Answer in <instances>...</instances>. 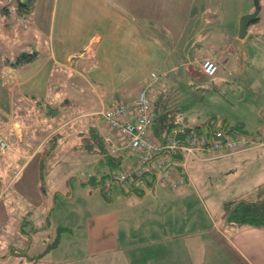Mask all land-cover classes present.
Masks as SVG:
<instances>
[{"label":"rangeland","instance_id":"374dc122","mask_svg":"<svg viewBox=\"0 0 264 264\" xmlns=\"http://www.w3.org/2000/svg\"><path fill=\"white\" fill-rule=\"evenodd\" d=\"M31 1L24 0L33 9ZM17 2L18 0H0V103L3 99L10 105L12 97L20 88L17 85L18 79L30 77L29 74L36 69L40 71L39 79L31 81L28 85L30 89L36 91L38 99L41 100L40 98L45 97L49 91L53 94L56 91L61 100L54 104H61L62 109L64 106L62 99L69 98L70 105L67 112L50 110L52 116L49 119L45 118L46 120L44 116L41 117L38 108L33 106L34 119L37 114L44 124L36 119L39 128L38 130L35 128V135L32 133V136L29 134L31 129L25 126V142L17 141L20 137H17L16 129L10 126L11 123H4V119L9 114L1 113L0 132L5 133L13 129L10 131L11 140L16 142L13 145L8 140L12 147L7 152H11L14 148L26 152L29 145H35L34 138L37 136V141L41 142L42 138H46L44 140L46 141L50 129L56 126L55 119L63 121L67 116L95 109L97 106L101 107L102 98L108 103L112 97H117L114 95L120 94L126 101H130L135 91L147 84L151 71H154L159 77L154 84L158 90L151 96L155 99L157 94L162 93L161 88L165 89L162 94L169 111L168 119L174 117L177 124L183 125L203 124L202 130L207 131L206 122L209 119L226 118L229 128L243 122V129L248 134L262 139L261 143L251 145L243 151L219 153L197 150L195 154L190 155L191 162L196 164V168L191 170L189 166L188 173L205 199L204 202L203 198L190 199V197V200L188 199L190 203L185 202L180 205L186 217L194 221L191 223L196 226L199 222L203 226L208 223L205 203L212 212L218 210V216L226 199L229 201L241 197L257 198L262 195L257 194L260 188H256L255 184L260 182L264 188V0H261L259 19L253 24L251 32L243 37V42L239 38L240 19L244 14L255 9L254 0H194L193 13H180L178 17L173 15L167 19L154 17L156 15L149 19V14L139 17L138 23L134 24L135 33H148L149 36V21L152 19L153 32L163 34L165 43L162 46L158 45L160 52L155 54L154 62L150 67L149 54H144V51L132 57L125 67L131 64L130 72L136 62L139 67L134 68L136 70L130 74L132 76L125 77H102L97 71L99 60H84L78 57L79 54H75L76 58L73 59L77 68L65 64L55 65L54 62L47 63L50 44L35 39L27 25H21L14 19L16 18L14 5ZM37 2L44 23L56 20L57 24L59 13H53L51 1L36 0ZM5 5L9 6L11 14L2 13ZM87 19L81 22V26L77 29L83 39L104 29L105 20L101 14H87ZM76 28V25L73 26L74 30ZM122 29L124 30L125 27L119 26L116 31L113 30V37H118L115 39L117 44H120ZM67 31H73L71 26ZM195 34L202 36L196 45L192 41L189 42L190 37ZM103 41L105 42L106 39L104 38ZM188 42L190 44L186 53L188 57L196 59L191 62L192 68L196 71L194 76L186 72L182 54L170 53V56L165 51V47L168 49L170 46L171 50L176 44L178 47L175 50L180 52L185 45L187 47ZM71 48L72 46H69L68 50ZM26 50L37 51L38 56L32 61L18 63L17 72L13 69L6 71V59L9 56L13 58ZM76 53L80 51L77 50ZM208 53L222 54L219 76L204 75L201 71V75H198L202 60L198 57ZM167 57L171 65L180 68L179 74H173L171 71L170 75L165 77L163 65ZM3 91L5 94L2 98ZM14 101L16 102V96ZM15 105L16 103L11 120H15L16 114L21 112L22 124L27 123V118L22 116V109H16ZM29 107L30 104H26L24 108ZM43 144L39 151L37 150L40 153L34 161L22 171L21 175L17 174L11 183L9 181L13 176L10 172L19 167L17 157H7L6 161L3 160L6 157H0V264H149L148 210L152 208L149 206V201L154 200V196L148 194L138 199L136 190L134 191L128 184L121 186L117 181L113 186H104L102 179L112 183L113 178L122 170V165L102 161V157H97L88 150H78L72 155L66 153L70 150L55 151V147L57 149L61 145L56 144L51 147V144H48L45 147ZM49 152H55V155L52 156ZM121 152L123 159H127L130 154L133 155L137 151L123 147ZM5 153L0 152V154ZM61 153L63 154L60 156ZM4 167L6 172L3 171ZM34 171L41 187H44L42 191L44 192L46 188L45 193L48 194L36 198L29 210L18 214L20 210L17 201L11 197V194L16 192V184L28 185L33 179ZM91 172H96L97 176L91 180V183L85 182ZM137 191L141 192L140 189ZM54 194H56L55 199ZM159 200H164L166 203L168 201L166 197H159ZM176 201L174 196L169 198L171 205ZM158 203L159 201H155L153 205L156 206ZM215 208L217 209L214 210ZM108 210L118 211L121 221L120 241L122 245L128 246L115 254L97 255L92 257V260L88 259V256L86 257L88 218ZM18 218L20 221L17 220ZM16 223L19 225L15 226ZM133 224H135V236L129 237L127 226ZM124 233L127 237L122 242ZM215 240L209 243L206 241L203 246L205 264L226 263L223 262L225 253L216 245L220 244L222 239ZM153 249L156 250V247L153 246ZM172 255H174L172 250L164 253L159 247V252L156 250L152 254L153 264H170L163 259ZM177 255L180 256L181 264H188L185 251ZM230 256L234 257L231 253Z\"/></svg>","mask_w":264,"mask_h":264},{"label":"crops","instance_id":"0c3cea01","mask_svg":"<svg viewBox=\"0 0 264 264\" xmlns=\"http://www.w3.org/2000/svg\"><path fill=\"white\" fill-rule=\"evenodd\" d=\"M52 3L51 10L54 12H58V20L56 24V20L52 22H45L43 19L42 11L39 8V2L36 3L32 1V7L29 12L20 14L18 9H15L16 18L21 25H27L32 30V36L35 39H38L41 42H46V44H50V54L47 59V63L54 62L57 64H65L72 67L77 68L76 63L73 59L76 58L75 54H79V58L81 59H89L90 61L93 59L99 60V67L97 71L98 74L103 76L111 77V76H132L131 73H134L135 70L139 67L136 62V69H132L131 72L129 69L132 67L131 64L127 66V62H129L132 57L136 54H149V67L153 64L155 59V54L160 52L158 49V45L162 46L165 43V37L163 34L159 35L156 32H153L152 26L154 24L149 21V36L144 33H135L134 24L138 23L139 17H145L149 14V19L154 17H160L163 19L170 18L171 16L178 17L180 13H193L195 9V5L193 6L194 0H50ZM18 2L14 5H16ZM101 14L102 18L105 20L104 29L99 30L97 33H94L87 38L83 39L81 35L78 34L77 29L81 26V22L87 19V14ZM169 13V14H168ZM11 14V13H9ZM70 14V16H68ZM153 15H156L153 17ZM80 24V25H79ZM77 26L76 30L73 29V26ZM58 26V28H57ZM72 28L73 31L68 32V27ZM79 26V27H78ZM125 27L122 31V36L120 37V44H117L116 40L118 37H113V30H117L118 27ZM184 27V26H182ZM129 28V29H128ZM251 28H249V31ZM138 31V27H137ZM133 32V34H132ZM135 33V35H134ZM138 34V35H137ZM70 35V39L68 36ZM134 35V37H132ZM201 34L194 35L190 37L189 42L192 41L193 44H197L199 40H201ZM104 38L106 41L104 42ZM113 38V39H112ZM240 41L243 42V38L240 37ZM187 47L179 48L180 52L175 50L178 47L176 44L173 46V49L170 50V46L168 49L165 47V51L167 54L170 53H178L182 54L184 57L183 64L186 72L188 71L190 76H194L196 71L192 68V63L194 62V58L188 57ZM168 46V44H166ZM165 45V46H166ZM72 48L68 50V47ZM80 51V53H76ZM34 52V51H30ZM220 53H208L200 56L198 58L204 59L206 56L217 57ZM137 55V56H138ZM17 56V55H16ZM15 56V57H16ZM171 56V55H170ZM15 57H11V59H7L5 61V69L8 71L9 69L15 70L17 72V66H12L10 64L11 60ZM182 57V58H183ZM138 58V57H136ZM220 59V55H219ZM201 60V61H202ZM192 62V63H191ZM141 65V64H139ZM222 66V62H221ZM54 67V66H53ZM165 72V77L170 75V72L174 74H179L180 68L177 65H171L169 63L168 57L165 60V64L163 65ZM42 69V68H41ZM36 70V69H35ZM32 71L29 76L25 78H19L17 81V85L20 87L18 93L14 94L16 96V102L14 101V96L11 99L10 105L7 103V100L0 103V115L3 112H7L9 116L4 119L5 122L11 123L10 126L16 129L17 137H20L17 141L25 142L24 138V127L25 122H21V112L16 114V119L11 120L12 112H15L14 104L16 103V109H22V116L29 120V116H32L33 106H36L38 110L41 112V117L50 118L52 114H47V107L56 106L57 111L67 112V109L70 105L69 98L62 99V103H64L63 108L61 109V104L55 105V102H59L61 99L60 95L56 91L48 94L45 97L38 99L35 94L36 91L30 89L29 83L31 81H36L39 79L40 71ZM38 71V73H37ZM108 71V72H106ZM128 71V72H125ZM200 69L198 71V75L200 74ZM152 73V71H151ZM203 75V74H202ZM205 75V74H204ZM150 76V75H149ZM177 76V75H175ZM216 76H219L217 74ZM41 79V77H40ZM37 84V83H36ZM164 93V88H161ZM140 90H136L134 93L133 99L130 101H126L120 94H116V98H111L108 103H105V98L101 99L102 106L96 107L95 109L84 110L78 114H73L67 116L63 121H59V119H55L57 121L56 126L51 128L49 131V137L55 132H60V136L58 139L57 145L60 146L55 151L64 152L65 150H70V152H66L68 154H76L78 150H87L82 145H79L80 140L82 139L83 132L89 133L93 130L94 133V146H90L88 151L93 152L95 156L102 157V161H106L104 152H101L102 146L98 145V143L105 144L103 138L107 133L116 135L115 130L110 129L108 125L105 124L103 117L98 114V112L105 106L111 105L113 102L117 100H125L126 102L133 104L134 100L138 96ZM157 92V89L154 90ZM5 92H2V98ZM26 104H30L29 108L26 107ZM55 109V108H54ZM16 110V111H18ZM68 113H66L67 115ZM14 116V115H13ZM36 118L34 121H30L32 125H34L33 134L38 130L36 119L44 124L36 114ZM55 116V115H54ZM34 118V117H33ZM23 120V119H22ZM46 120V119H45ZM1 121V120H0ZM49 122V121H48ZM50 123V122H49ZM161 125L164 123L156 121L153 126V132L155 130L161 131ZM181 125V124H178ZM200 125V124H197ZM23 126V127H22ZM36 128V129H35ZM11 129L10 131H12ZM20 130V131H19ZM165 130V129H163ZM5 132L7 138L11 140V133ZM32 131V130H31ZM152 132V133H153ZM8 133V134H7ZM32 133L30 134L32 136ZM153 133V134H154ZM156 134V133H155ZM171 134L170 130H165L162 135L169 136ZM35 135V134H34ZM38 137V136H37ZM37 137L34 138L35 145H29L26 149V152H22L20 148L17 150H12L11 152H7L5 154H0V157H6L3 160L6 161L8 158H16L19 164V167L16 169H12L10 174H12V178L9 183L13 182L16 178V175L22 174V171H25L27 167L34 161L35 157L40 153L38 152L40 146L45 142L46 138H42L41 142L37 141ZM102 137V139L100 138ZM31 142V141H30ZM33 142V143H34ZM16 142H12L15 145ZM16 147V146H15ZM124 146H122L123 148ZM63 151H60V150ZM38 150V151H37ZM204 150V149H198ZM37 151V152H36ZM102 153V154H101ZM122 155V163L128 162L129 160H137L139 152H135L130 154L129 158L123 159V152H120ZM234 153V152H233ZM50 155H55V152H49ZM63 153L60 154V156ZM198 154V152H197ZM136 156V158H135ZM191 157L187 159V167L186 172L183 175V181L174 185L173 183L161 184L154 183L149 185V189L143 196H138V199L152 194L154 196V200L149 201V237L147 239V243H149V264L154 263V258L152 254L159 252L160 250L164 253L169 251H173L174 255L171 257L167 256L163 259L164 262L170 264H181L180 256L177 254L179 252H186L187 263L188 264H205V253L203 246L205 242L208 241H216L215 239L221 238V243H217V247L222 250L224 260L226 262L224 264H264V227L260 226H238L234 223L227 222L224 219V210L225 204L228 202L227 199L223 202H226L223 205L222 212L218 213L217 208L215 212H212L210 208L205 203L207 209V218L208 223L203 226L201 222L196 226L191 223L194 222L190 220L184 214L181 204L185 202L190 203L188 199H202L205 202L204 196L201 193L198 185L192 182V178L189 175L188 167L191 166V170L196 168V164L191 162ZM4 165V164H2ZM6 165V164H5ZM8 167V166H7ZM3 171L6 172V167L3 168ZM92 173V172H91ZM89 176V175H88ZM87 176V178H88ZM194 176V175H193ZM87 178L84 180L86 182ZM261 183H256V188H261L263 185ZM17 185L16 192L12 193L11 197H14L17 201L18 209L20 210L18 214L25 213L29 210L30 205L34 204V200L36 198L43 197V195L48 194L42 191L41 183L37 178L36 171H34L32 181L27 185L26 183ZM130 187H132V182L128 183ZM44 188V187H43ZM147 188V187H146ZM133 189V188H132ZM175 197L177 201L174 205H171L169 202L170 197ZM54 199L56 198V194H54ZM159 197H166L168 199L167 203L164 200H159ZM158 198V199H157ZM11 199V198H10ZM189 199V200H190ZM13 200V199H12ZM155 201H159V203L154 206L153 203ZM230 201V200H229ZM135 215V214H134ZM174 217V219H173ZM173 219V220H172ZM20 221V218L17 219ZM120 220L119 213L117 210H108L99 212L95 215H91L88 218L87 222V254L88 259L92 260V257H96L97 255H109L115 254L117 251L127 247L128 245H122L120 241ZM19 225L18 223L15 226ZM135 224L132 226H127L129 234L135 236ZM123 229V228H122ZM127 235L124 233V238L122 242L125 240ZM184 239V240H182ZM120 241V243H119ZM219 242V241H217ZM153 246L156 247V250L153 249ZM230 253L234 255V257L230 256ZM96 264V263H95ZM99 264V263H98ZM101 264V263H100ZM207 264V263H206ZM216 264V263H212Z\"/></svg>","mask_w":264,"mask_h":264},{"label":"built area","instance_id":"2783aa9c","mask_svg":"<svg viewBox=\"0 0 264 264\" xmlns=\"http://www.w3.org/2000/svg\"><path fill=\"white\" fill-rule=\"evenodd\" d=\"M200 70L205 75H214L217 71V63L210 57L203 59L200 63ZM158 79L156 72L150 73V81L140 91L133 105L124 100H117L110 106L104 107L98 113L102 115L106 124L116 130V135L110 133L105 135V140L112 150H118L120 146L132 147L140 154L137 163L129 165L126 170L119 172L115 179L122 183L131 182L142 175L147 168V163L154 156H162L157 164L160 171V181H173L178 185L183 181L186 172V161L183 168L173 162V155L177 152H185L187 158L196 153L198 149L209 152L213 150H228L230 152L244 150L251 145L261 142L259 138H252L248 135L233 132L227 133L222 129H214L209 132H202L195 128L186 138H181L186 128L183 125L176 126L172 135L168 137L167 143H161L152 133L154 103L150 93L153 85ZM135 118V119H134ZM12 147L8 142L5 133L0 132V152H6ZM150 163V162H149ZM144 184V178L139 181Z\"/></svg>","mask_w":264,"mask_h":264},{"label":"trees","instance_id":"16d2710c","mask_svg":"<svg viewBox=\"0 0 264 264\" xmlns=\"http://www.w3.org/2000/svg\"><path fill=\"white\" fill-rule=\"evenodd\" d=\"M32 1L34 2V0H32ZM32 1L30 2V4H32ZM259 2H260V9H261L262 8L261 0H259ZM8 7H9L8 5H5L4 10H2V13L3 14H9V13H11L10 8H8ZM16 9H18V11H19L20 14H23V13L29 12L31 10V7L29 6V3L24 2V0H18V4L16 5ZM259 14H260V12H259ZM259 14H258V16L253 21H251V23L249 25V28L252 29L253 24L259 19ZM248 32H251V30L248 31ZM219 55H222V54L220 53ZM219 55H218V58L217 57L210 56V58H212L217 63V71H216V73L214 75H217L218 74V71L222 67L221 66V62L222 61H221V59H219ZM37 56H38L37 51L30 52V51L26 50V51H23L22 53H20L19 55H17L14 59H12L11 62H10V64L12 66H16V65H18V63L19 64H22V63H25V62L32 61ZM205 58H207V56ZM7 59H11V57L9 56ZM7 59H6V61H7ZM199 69H200V67H199ZM209 76H212V75H209ZM158 79H159V77H158ZM148 80L150 81V76H149ZM148 82H147V84H148ZM144 87H142L140 89V91ZM155 89H157V88H155L154 85H153V91L150 93V96L152 95V93H154V90ZM140 91H139V93H140ZM160 91L163 93V90L162 89ZM164 92H165V89H164ZM162 93L157 94V98H155V99L152 98V96H151V99H152V101L154 103V111H153V124L151 125L150 128H151V133H152L153 132V126L155 125V122L156 121H159V119H160L159 122L164 123V125H161L160 126L161 129H162L161 131L155 130L156 131L155 132L156 134L154 132H153L154 134L153 133L152 134L161 143L165 144L168 141L167 140L168 137L170 135H172V130L176 126H179V125L176 123L177 121L174 119V117L172 119H168V117H169L168 112L169 111L167 110L168 108H167V105H166V99L164 100V95ZM126 103H128V102H126ZM133 104H134V102H133ZM133 104H130V105H133ZM107 106H110V105H107ZM107 106H105V107H107ZM53 107L55 109L52 108V107H49V106L47 107V110H48L47 111V114H50L51 113L50 110H54L55 111V110L58 109L56 106H53ZM33 117H34V115L29 116L28 117L29 120L25 124V126H27L28 129H31L32 130L31 133L33 132V129H34V125H32L31 122H30V121H32L34 119ZM104 122H105V120H104ZM105 124H106V122H105ZM206 124L208 126L207 131L202 130L203 124L195 125V126L181 124V125H183L186 128L185 132L182 133V135H181L182 137L181 138H183V139L186 138L191 133V131L194 128L196 130H199V131H202V132H209V133L211 131H213L214 129H222V130H224L227 133L239 132V133L248 135V136H250L252 138H258L256 135L248 134L243 129V122H239L236 125H232L229 128L227 126L226 118H220V117H218V118H215V119H209L206 122ZM163 129L170 130L171 131V134L169 136L162 135L163 132L165 131ZM112 130H114V129H112ZM115 132H116V130H115ZM31 133L29 132V134H31ZM59 136H60V132H57V133L55 132L54 134H52L44 142L43 145L46 147L48 144H51V147H54V145H56L59 142L58 141ZM100 138L102 139V137H100ZM103 138H105V136ZM7 140H9V139L7 138ZM93 140H94L93 130L90 131L89 133L83 132V136H82V139L79 142V145H82L84 148H85V146H86V148L87 147L90 148V146H94L95 143H96ZM259 140L262 141V139H260V138H259ZM104 142H105V144L98 143V145H100V147H101V145H103L102 146V149H101V152H104L106 161L108 163H112V164L119 165V166L122 165V170H126V168L129 165L134 164V163H137V161L139 160L140 155H138V159L137 160H129L128 162H126L127 161L126 160L125 162L122 163V155H120L121 154L120 152L122 150V146H120V148L118 150L113 151L112 148H111V146L107 143V141L105 139H104ZM258 143H261V142H258ZM258 143H256V144H258ZM88 148H87V150H89ZM126 148L128 150L129 149H134L132 147H126ZM135 151H137V150H135ZM213 151H216V152H219V153H232V152H230L228 150L222 151V150H216L215 149ZM239 151H243V150H239ZM233 152H238V151H233ZM108 157H110V158L107 160ZM161 157L162 156L158 155V156H154L153 158H151L150 161H149L150 163L149 162L147 163V168L142 173V175L139 176V177H136V179H134L133 181H131L132 182V188H133L134 191L136 190V194L138 196L145 195V193L149 189V185H151V184H154V183L155 184L156 183H161V184L173 183V181L161 182L159 180L161 174H160V171L156 167H157V164H158V162H159V160H160ZM185 157H186V153L185 152H177V153H175L173 155V162L176 164L177 167H179V170H181L184 167L182 163L184 161L187 162V160L185 159ZM154 162H156V163L154 164ZM185 166L187 167V163H186ZM96 176H97L96 172L90 173L89 176H88V178H87V180H86V182L91 183V180L94 177H96ZM141 177L144 178V180H145L144 184H141L139 182ZM102 180H103L102 183H104V186H107V187H108V185H112L113 186L114 182L117 181L115 179V177L113 178L112 183H108L107 180H105V179H102ZM117 182H119V181H117ZM128 183L129 182H127V183L119 182V184L121 186H122V184H128ZM137 189H140L141 192L137 191ZM259 190L260 191H258L257 194H262V195H259L257 198L241 197V198H238V199H234V200L228 201L225 204L224 219L227 222L234 223V224H236L238 226H260V227H264V188L261 187Z\"/></svg>","mask_w":264,"mask_h":264},{"label":"water","instance_id":"95a60500","mask_svg":"<svg viewBox=\"0 0 264 264\" xmlns=\"http://www.w3.org/2000/svg\"><path fill=\"white\" fill-rule=\"evenodd\" d=\"M255 9L249 13L244 14L240 19L239 35L240 37H245L249 31V25L260 12V2L259 0H254Z\"/></svg>","mask_w":264,"mask_h":264}]
</instances>
